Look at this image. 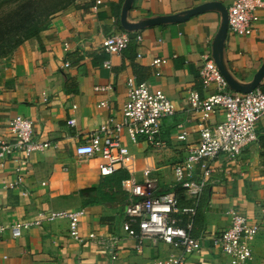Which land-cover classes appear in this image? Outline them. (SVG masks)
Listing matches in <instances>:
<instances>
[{
  "label": "crops",
  "instance_id": "obj_1",
  "mask_svg": "<svg viewBox=\"0 0 264 264\" xmlns=\"http://www.w3.org/2000/svg\"><path fill=\"white\" fill-rule=\"evenodd\" d=\"M209 1L213 0H133L127 19L183 16L188 9ZM214 1L226 7L230 4V0ZM94 3L71 1L50 16L39 37L25 39L14 53L0 58V137L11 136L9 121L23 116L35 121L33 139L50 142L29 158L19 151L0 165V224L33 221L41 211L82 209L79 234L84 240L70 236L68 220L63 218L26 228L15 238L6 228L0 240V264H106L103 250L88 239L90 232L119 236L118 264H148L165 257L170 249L164 242L150 241L137 248L134 238L124 233L129 192L122 182L140 184L152 195L175 187L172 167L199 137L201 113L189 104V93L196 90L206 97L216 90L214 81L204 86L201 70L207 59L214 58L221 11L212 8L183 21L143 26L137 29L141 40L133 38L122 51L109 54L103 39L125 30L120 22L124 0H102L96 10ZM256 14L259 19L253 32L246 36L228 32L222 52L223 65L243 86L252 82L264 63V3ZM155 58L167 62L160 68L152 65ZM158 69L160 74H156ZM129 76L161 88L173 101L175 113L162 119L165 145L160 148L142 138L133 143L124 132L121 141L133 154L132 164L117 165L114 172L102 175L101 157L78 155L76 146L97 125L109 118L122 119ZM96 86L110 88L101 92ZM259 87L264 90V74ZM101 101L108 105L98 106ZM71 117H75V125L67 123ZM221 119L216 114L210 123ZM256 129L257 140L239 158L230 160L219 154L212 161V182L195 204L192 231L196 237L220 232L229 226V210H238L249 223L260 225L247 264H264V117ZM182 131L186 132L183 140L177 138ZM146 168L150 169V188L145 183ZM197 173L199 178L200 171ZM18 175L22 177L18 187L2 188V180H14ZM182 202L194 203L188 197ZM184 264H229V258L204 241L202 250Z\"/></svg>",
  "mask_w": 264,
  "mask_h": 264
},
{
  "label": "built area",
  "instance_id": "obj_2",
  "mask_svg": "<svg viewBox=\"0 0 264 264\" xmlns=\"http://www.w3.org/2000/svg\"><path fill=\"white\" fill-rule=\"evenodd\" d=\"M101 3L102 0H95L93 10ZM263 3V0H230L227 7L228 32L240 36L250 35L254 23L259 19L256 9ZM133 38L141 40L142 36L137 31H114L104 37L103 48L107 53L115 54L126 48ZM166 62V58H155L152 65L161 68ZM106 65L108 66L109 62H106ZM160 73L158 69L156 74ZM201 77L204 86L214 81L216 90L206 97H201L196 90L190 91L188 102L194 110L201 113L199 137L196 142L188 145L184 157L172 167L174 184L181 185L186 196L194 203L180 206L174 191L152 195L140 184H129L128 180L122 182L129 192L122 223L124 233L134 238L137 248L143 246L146 241L155 244L164 242L170 246L165 257L148 264H184L189 256L202 250L204 241H208L211 247L226 255L229 264H247L253 256L251 243L257 236L260 225L249 223L248 218L236 209L229 210L230 223L226 229L207 232L200 237L194 236L192 231L196 215L195 204L212 182V161L219 154L236 160L245 147L257 140V122L264 117V90L260 87L246 93L228 90L227 82L211 58L206 60ZM126 84L127 95L122 106V119L116 121L109 118L107 122L97 125L89 132L87 139L76 146L78 155L101 157L99 170L102 175L111 174L117 165L128 167L132 164L133 154L121 141L124 132L133 143L142 138L154 148H160L165 145L161 138L162 119L175 113L173 101L151 82L139 81L136 77L129 76ZM109 88L96 86L95 90L105 92ZM107 105L106 101H101L98 106ZM73 108H76V105H73ZM216 114L222 115V119L210 123ZM67 123L75 125V117L69 118ZM34 126V119L29 117L15 116L9 121L11 136L0 137V165L16 152L21 151L25 158H29L31 154L50 144L33 139ZM177 138L186 139V132L182 131ZM197 170L200 171L199 178ZM149 173L150 169L146 168L144 175L148 188L153 186ZM21 182L22 177L18 175L14 180H2L1 186L11 189L18 187ZM83 214L82 209L41 211L33 221L0 224V240L6 228L15 238L26 228L63 218L68 220L70 236L83 241L79 234V221ZM87 237L103 250L107 256L106 264L119 263L118 235L90 232Z\"/></svg>",
  "mask_w": 264,
  "mask_h": 264
},
{
  "label": "rangeland",
  "instance_id": "obj_3",
  "mask_svg": "<svg viewBox=\"0 0 264 264\" xmlns=\"http://www.w3.org/2000/svg\"><path fill=\"white\" fill-rule=\"evenodd\" d=\"M71 1L0 0V58L15 52L33 22L47 13L63 9Z\"/></svg>",
  "mask_w": 264,
  "mask_h": 264
},
{
  "label": "water",
  "instance_id": "obj_4",
  "mask_svg": "<svg viewBox=\"0 0 264 264\" xmlns=\"http://www.w3.org/2000/svg\"><path fill=\"white\" fill-rule=\"evenodd\" d=\"M132 3H133V0H124L121 14H120L121 25L127 31H137V29L143 26H148V25L179 22V21L186 20L197 13H200V12L212 9V8H219L221 11L222 20H221L219 30L214 40L213 60L215 61L225 81L227 82V86L230 87L232 90L246 93V92L251 91L254 88L259 87V81L264 74V63L257 70V72L255 73L253 77L252 82L248 86L241 85L223 65L222 52H223V47H224V41L228 33V11H227V7L223 5L221 2L213 0V1L202 3L200 5H197L193 8L188 9L183 16H177L176 14H169V15L156 16L153 18L143 19V20H139L135 22L129 21L127 19V14L132 6Z\"/></svg>",
  "mask_w": 264,
  "mask_h": 264
},
{
  "label": "trees",
  "instance_id": "obj_5",
  "mask_svg": "<svg viewBox=\"0 0 264 264\" xmlns=\"http://www.w3.org/2000/svg\"><path fill=\"white\" fill-rule=\"evenodd\" d=\"M57 11H59V10H57ZM57 11L47 13L46 15L42 16L43 18L40 17L35 22H33L26 29L24 38H23L22 41H20L18 43V46L21 45L23 43V41L25 39H27V38L34 37V36L39 37L40 33L47 27V24L49 22L50 16L53 13L57 12ZM169 191H174V193L176 194V196H177V198L179 200V205L180 206H186L187 205V204H184V202H182L183 198L187 197V196L185 194L184 188L181 185H175V187L172 190H169ZM189 200L192 202V199L189 198ZM190 205H192V204H190ZM196 213H197V207H196Z\"/></svg>",
  "mask_w": 264,
  "mask_h": 264
}]
</instances>
